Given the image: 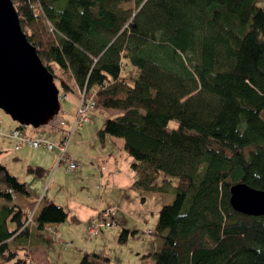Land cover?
<instances>
[{
    "label": "trees",
    "instance_id": "obj_1",
    "mask_svg": "<svg viewBox=\"0 0 264 264\" xmlns=\"http://www.w3.org/2000/svg\"><path fill=\"white\" fill-rule=\"evenodd\" d=\"M126 1L13 0L62 92L119 110L97 136L122 139L133 188L174 195L149 230L160 246L148 264H264V215L236 211L230 191L237 183L264 190L263 0H134L137 11L121 7ZM55 120L50 127L61 130ZM33 198L0 163V264L32 263L38 236L52 243L49 226L70 217ZM131 236L138 229L123 227L119 242ZM79 264L111 262L85 252Z\"/></svg>",
    "mask_w": 264,
    "mask_h": 264
},
{
    "label": "rangeland",
    "instance_id": "obj_2",
    "mask_svg": "<svg viewBox=\"0 0 264 264\" xmlns=\"http://www.w3.org/2000/svg\"><path fill=\"white\" fill-rule=\"evenodd\" d=\"M121 7L132 11L138 10L134 0L122 3ZM55 81L61 90V110L56 116V125L60 124L57 123L60 120L61 128L70 132V149L73 148L74 152L80 156L77 160L78 167L74 171H69L68 164H59L60 152L57 149L47 151L24 145L22 149L15 151L9 143L0 140L2 151L0 152V163L6 165L21 181H25L32 192H36L39 196L45 193L48 196L52 193L61 204L78 213L76 219L70 216L63 223L49 226L56 228L59 237L50 244L45 241L44 249L40 252L41 258L39 255V258L34 262L32 260L30 264H79L85 252L103 253L109 256L113 264H141L142 255L153 249L149 230H152L158 220L160 208L166 199L153 194L142 201L138 190L130 186L121 189L126 186L124 177L129 178L132 173L133 179L136 176L134 170L132 172L130 168L133 158L123 148L121 138L107 136L106 142L102 143L97 136V131L105 118L118 113L119 110L89 108L87 110L88 121L74 128L78 103L83 91L77 90L74 93L65 94L62 92L60 81L56 79ZM0 121L1 133L11 135L10 124L15 125L16 121L2 109H0ZM176 125V121L170 123V126ZM50 126L47 124L37 129L27 126L26 129L29 133L37 132L39 139L44 136L45 139L48 138L51 142L58 143L60 141L58 132L60 131L51 132ZM98 155L108 157V161H101L100 166L104 163L109 171L117 173L110 187L104 190L101 185L102 180H100L99 160L95 158ZM37 166L46 168L48 171L46 176L28 172L29 167L36 168ZM100 194H102L101 205L99 207L97 203L94 207V202ZM3 202L6 200L0 199V205ZM101 207L115 209L113 219L115 224L111 227L102 226L98 234H93L89 227L101 213L99 212ZM122 224L130 230L140 228L138 236H131L125 243L119 242L117 237ZM41 234L46 235L44 231H41ZM38 238L40 242L37 245H40L43 240L40 236ZM33 241L37 242L36 236L33 237ZM65 243L69 245L65 247ZM19 256L24 257L25 253L22 252Z\"/></svg>",
    "mask_w": 264,
    "mask_h": 264
},
{
    "label": "water",
    "instance_id": "obj_3",
    "mask_svg": "<svg viewBox=\"0 0 264 264\" xmlns=\"http://www.w3.org/2000/svg\"><path fill=\"white\" fill-rule=\"evenodd\" d=\"M0 109L23 126L49 124L61 110V90L22 28L13 0H0ZM231 204L243 214L264 215V190L231 187Z\"/></svg>",
    "mask_w": 264,
    "mask_h": 264
},
{
    "label": "crops",
    "instance_id": "obj_4",
    "mask_svg": "<svg viewBox=\"0 0 264 264\" xmlns=\"http://www.w3.org/2000/svg\"><path fill=\"white\" fill-rule=\"evenodd\" d=\"M60 121V120H59ZM60 124H61V122H60ZM14 128H17V124H15V125H12V124H10V130H9V132L11 131V130H13ZM51 128V127H50ZM35 129H37V128H35ZM25 131L29 134V135H32L33 137H35L36 136V138H38V136L36 135V133H29L28 131H27V129H25ZM50 131L51 132H57V131H60V132H58L59 133V140L62 138V134H63V132L64 131H66L65 130V128H61V130H59V129H57V126L56 127H54V128H51L50 129ZM35 135V136H34ZM43 138H41V139H45L46 137H44V136H42ZM73 138H74V134H73ZM72 138V139H73ZM0 140L1 141H3V142H7V143H9L11 146H12V148L15 150V151H19L20 149H22V147H20V148H17L16 147V145H17V139H15L13 136H11L10 135V133H0ZM47 140H48V138H47ZM105 142H106V138H105ZM69 143H71V139H70V142ZM123 145V144H122ZM0 152H2L1 150H0ZM69 152H70V154H71V156H73L74 157V159H76V160H79L80 159V156H78V154L76 153V152H74V150H73V148L72 149H70V144H69ZM95 158H98V160H99V162H98V164H99V171H100V174H101V179L100 180H102V182H101V185H102V188H103V190L105 189V188H109L110 187V185H111V182H112V179H113V177L117 174V173H113V172H111V171H109L108 170V167L106 166V164H104V163H102L101 165L102 166H100V162L101 161H108V157L106 156H103V155H98V156H95ZM132 160L133 159H131V162H132ZM59 165V164H58ZM57 165V166H58ZM37 167H42L43 168V176L45 175L46 176V174H47V170H46V168L45 167H43V166H37ZM101 167H104V169H102ZM131 168V170H132V172H133V169H132V167H130ZM14 174V173H13ZM132 175H133V173H132ZM131 175V177H129V178H127V177H124V181H125V187H123V188H121V189H124V188H128L129 186L131 187V188H133V182H134V179H135V177H134V179H133V176ZM25 182V181H24ZM26 183V182H25ZM139 191V190H138ZM140 192V194H141V198H142V201H145V199L147 198V196H153V194L155 195V194H157L158 196H161V198H165L166 200L165 201H167V202H163V204H162V206L163 205H165V204H170L173 200H174V195H172V194H168V193H152V192H145V191H139ZM101 193V192H100ZM42 196H44L46 199H49V200H51V201H53V202H55L56 204H58V205H61V206H63V207H65L63 204H61V202H59V200L51 193L50 195H46V193L45 194H43V195H41V196H39L36 192L34 193V198H33V200L35 199V200H37V199H39V197H42ZM101 199H102V194H100V197L97 199V201L96 202H94V207H96V205H97V203H98V205H99V207H100V205H101ZM33 200H31V204H32V202H33ZM164 200V199H163ZM28 204L25 202V204H24V206H27ZM161 206V207H162ZM66 209H68L67 207H65ZM99 209H101V210H99V212L100 211H103V210H105L106 208H99ZM69 210V212H70V216H72L73 218H77V215H78V213L75 211V212H73V211H71L70 209H68ZM115 210V209H114ZM116 212V211H115ZM158 221V220H157ZM157 221H156V223H155V225L153 226V228L152 229H154V227L156 226V224H157ZM123 226H122V228L123 227H127L126 225H124V224H122ZM128 228V227H127ZM129 229V228H128ZM138 229V232L140 231V228H137ZM122 230V229H121ZM121 230H120V232H121ZM120 232H119V234H120ZM33 234H34V230H32L31 231V235H29V238L32 240V236H33ZM119 234H118V236H119ZM130 238V237H129ZM42 239V238H41ZM117 239H118V237H117ZM118 241H119V239H118ZM152 241H153V249H151L148 253H144L143 255H142V258H141V264H148L150 261H151V257H147L146 255L147 254H149L152 250H156L159 246H160V241L158 240V239H154V238H152ZM42 243L40 244V245H32L31 247H30V253H29V256L28 257H30V258H33L32 260H33V262L35 261V260H37L38 258H39V255H40V258H41V251L44 249L43 247V245H45L46 243H44L45 241H41ZM48 244H50L51 242H48V241H46ZM122 243H124V242H122ZM96 253H99V252H96ZM101 254H103V253H101ZM105 255V254H104ZM109 257V256H108ZM110 259V258H109ZM111 264H113V263H111Z\"/></svg>",
    "mask_w": 264,
    "mask_h": 264
},
{
    "label": "built area",
    "instance_id": "obj_5",
    "mask_svg": "<svg viewBox=\"0 0 264 264\" xmlns=\"http://www.w3.org/2000/svg\"><path fill=\"white\" fill-rule=\"evenodd\" d=\"M264 2V0H263ZM83 95V97H82ZM94 101L91 97H87L85 95V92L81 94V98L78 103V109H77V114H76V122L75 125L73 126L78 127L88 121L87 117V110L89 108H94ZM2 132L1 129V121H0V133ZM11 136H13L15 139H17V148H20L24 145L31 146L33 148H42L47 151H53V150H59L60 152V158H59V164L60 163H66L68 164V170L69 171H74L78 167V162L75 160L69 153V141H70V136H66L64 138H61L58 143H53L50 140L47 139H39L36 137H33L32 135H29L25 133L23 130L15 128L11 130ZM104 169V167H101ZM35 210H31L27 212V219L28 222L32 221V217L34 215ZM114 214L115 210L114 209H105L101 211V213L98 214L97 219H94L91 224H90V231L93 234H98L99 228L102 226L105 227H111L115 224L114 222ZM51 232L54 233V229L51 228ZM59 236L55 234L53 239L58 238ZM69 243H65L64 246L67 247Z\"/></svg>",
    "mask_w": 264,
    "mask_h": 264
}]
</instances>
